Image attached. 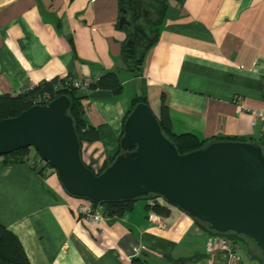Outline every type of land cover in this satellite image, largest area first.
Instances as JSON below:
<instances>
[{"label":"crops","instance_id":"obj_1","mask_svg":"<svg viewBox=\"0 0 264 264\" xmlns=\"http://www.w3.org/2000/svg\"><path fill=\"white\" fill-rule=\"evenodd\" d=\"M122 3L0 0V94L116 71L121 94L82 92L85 118L99 133L82 142V158L95 170L120 151L136 96L159 115L165 95L177 133L264 142V120L251 113L264 107V0H165L140 71L124 56ZM143 8L145 17L153 14ZM34 154L29 163L8 164L0 155V223L18 236L31 264H221V253L206 252L212 233L177 206L159 215L147 209L151 199H138L120 216L87 218L81 207L88 200L69 194L55 170H38ZM240 254V264H262L246 245Z\"/></svg>","mask_w":264,"mask_h":264},{"label":"water","instance_id":"obj_2","mask_svg":"<svg viewBox=\"0 0 264 264\" xmlns=\"http://www.w3.org/2000/svg\"><path fill=\"white\" fill-rule=\"evenodd\" d=\"M142 12L148 15L145 8ZM125 24L131 21L124 14L119 25ZM70 106L71 99L61 94L1 119L0 155L33 147L56 170L69 194L97 203L161 195L169 204L205 222L210 230L247 236L264 258L262 145L214 140L180 153L163 132L150 104L139 102L125 119L122 151L97 173L82 158V142L68 113Z\"/></svg>","mask_w":264,"mask_h":264},{"label":"trees","instance_id":"obj_3","mask_svg":"<svg viewBox=\"0 0 264 264\" xmlns=\"http://www.w3.org/2000/svg\"><path fill=\"white\" fill-rule=\"evenodd\" d=\"M165 0H123L122 10L126 9V15L130 18L131 24L125 25L123 28L128 33V38L124 46V56L130 67L136 71H140L142 68L143 61L146 53L154 46L158 39V26L163 19V12L165 7ZM134 7L140 12L136 15ZM143 7H147L153 10V14L149 17H145L141 12ZM67 78H54L51 80L43 81L39 84L29 87V85L19 94H0V120L6 117H11L20 114L22 111L28 109L34 105L35 99L42 95L46 91H54L56 83H64ZM91 88H102L109 89L114 94L119 95L123 91V84L119 79L116 71L105 72L97 81L91 85ZM55 97L66 94L71 99V106L68 113L73 116L76 131L79 135L81 142L93 141L99 138L98 129L91 125L85 118V106L84 99L85 95L82 94L77 88L62 87L57 91H54ZM54 97V98H55ZM162 105L160 114L157 115L158 120L161 124L162 130L165 135L172 140L180 153H186L201 147H204L211 141L214 140H242L255 142L262 145L264 149V142H260L253 139H244L239 137H227V138H208L202 139L194 133L185 132L177 133L173 130L172 119L169 112V106L166 103L165 95H162ZM139 102L149 103L148 100L143 96H136L132 100L131 109ZM131 109L126 114V117L130 113ZM125 117V119H126ZM125 122V120H124ZM124 131V130H123ZM33 147H25L17 149L11 153L4 154L5 163H29L31 159V151ZM115 154L112 158L108 159L104 166L97 172L100 173L108 165H110L116 156L121 152ZM90 168L91 165L88 164ZM53 168V167H52ZM46 169V168H44ZM144 199H151L152 202L147 204V209L152 210L159 215H167L170 212L169 204L161 195L150 194L142 197ZM89 200L87 198H84ZM141 198L115 200V201H103L101 203L93 202L95 208H101L105 215L108 216H120L124 212L133 209L134 203ZM90 201V200H89ZM194 218V217H193ZM202 227L210 231L212 234H224L229 237L242 241L249 249V251L257 257L262 264H264V258L261 254L260 248L250 238L243 234L236 232L220 233L214 230H210L205 222L194 218ZM259 253L255 252V249ZM134 264H142L138 258L133 260ZM0 264H31L30 260L24 250V247L18 238V236L11 230L7 229L3 224L0 223Z\"/></svg>","mask_w":264,"mask_h":264},{"label":"built area","instance_id":"obj_4","mask_svg":"<svg viewBox=\"0 0 264 264\" xmlns=\"http://www.w3.org/2000/svg\"><path fill=\"white\" fill-rule=\"evenodd\" d=\"M93 82L94 81L89 77H85L82 79H67L64 83H56L54 91H57L62 87H72L77 88L81 92H88L91 89V85L93 84ZM33 86L34 84L29 85V87ZM54 91L44 92L42 95L38 96L35 99L34 103L45 104L51 101L55 97ZM251 113L255 121L264 120V107L261 109H251ZM39 163L45 166L49 165L47 161L42 159L41 157L39 158ZM49 168L54 170V168L52 167ZM95 171L98 172L99 170ZM81 212H83L87 218H93L96 221H102L105 217V214L102 212V209L95 208L91 200H88V203H85L81 207ZM152 218H154V214H152ZM155 219L159 223V225H164L159 216H155ZM242 248L243 245L240 241H237L236 239L224 234H211L206 241V252L212 258H215L218 253L222 254L223 260L221 264H240V252Z\"/></svg>","mask_w":264,"mask_h":264},{"label":"rangeland","instance_id":"obj_5","mask_svg":"<svg viewBox=\"0 0 264 264\" xmlns=\"http://www.w3.org/2000/svg\"><path fill=\"white\" fill-rule=\"evenodd\" d=\"M35 153V154H34ZM33 154L34 155H37V156H40L39 154H38V152L36 151V149L35 148H33V150L31 151V156H33ZM144 198H141L140 200H143ZM241 243H242V245H243V247L245 246V244L242 242V241H240ZM255 249V252L256 253H259L258 251H257V249L256 248H254Z\"/></svg>","mask_w":264,"mask_h":264},{"label":"bare ground","instance_id":"obj_6","mask_svg":"<svg viewBox=\"0 0 264 264\" xmlns=\"http://www.w3.org/2000/svg\"><path fill=\"white\" fill-rule=\"evenodd\" d=\"M137 9V8H136ZM134 11H135V9H134ZM70 79H74V78H70ZM94 81V80H93ZM94 83V82H93ZM37 151V150H36ZM38 154H39V152H38ZM40 155V154H39ZM42 158V159H44L41 155L38 157V162H37V165H41V166H43L44 168H49V167H51L50 165H42V164H40L39 163V158ZM45 160V159H44ZM40 167V166H39ZM55 170V169H54ZM56 171V170H55Z\"/></svg>","mask_w":264,"mask_h":264},{"label":"flooded vegetation","instance_id":"obj_7","mask_svg":"<svg viewBox=\"0 0 264 264\" xmlns=\"http://www.w3.org/2000/svg\"><path fill=\"white\" fill-rule=\"evenodd\" d=\"M140 13V12H139ZM137 15V14H136ZM139 15V14H138Z\"/></svg>","mask_w":264,"mask_h":264}]
</instances>
